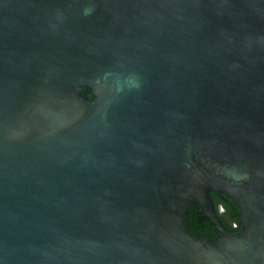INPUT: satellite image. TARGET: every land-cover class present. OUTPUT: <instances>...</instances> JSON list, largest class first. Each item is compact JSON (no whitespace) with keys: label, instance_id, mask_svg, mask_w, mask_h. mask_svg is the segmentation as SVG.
<instances>
[{"label":"water","instance_id":"water-1","mask_svg":"<svg viewBox=\"0 0 264 264\" xmlns=\"http://www.w3.org/2000/svg\"><path fill=\"white\" fill-rule=\"evenodd\" d=\"M0 264H264V0H0Z\"/></svg>","mask_w":264,"mask_h":264},{"label":"flooded vegetation","instance_id":"flooded-vegetation-1","mask_svg":"<svg viewBox=\"0 0 264 264\" xmlns=\"http://www.w3.org/2000/svg\"><path fill=\"white\" fill-rule=\"evenodd\" d=\"M212 195H213L215 204L217 206V209L219 211L220 217H221V215L223 216V219L222 218L221 219L224 220L223 221L224 224L227 226V228L230 231H232V232L238 231L241 228L242 224L240 222V209H239L238 204L234 200V198H232V199H233V201H235L236 206H234L232 199L226 196L227 193H225V192L218 193L216 191H212ZM236 208H237V210H236ZM232 212H234V215ZM197 216H198V214H197ZM198 221L200 223L199 229H201L204 225V221H209V220L202 219L198 216ZM210 224H211V222H210ZM211 225H213V224H211ZM214 228H215V226H214ZM194 236L197 237L198 239H204L205 240L208 237H211L212 239L216 240L215 230H214V235H212L211 232L204 231L202 236H199L198 233L195 234Z\"/></svg>","mask_w":264,"mask_h":264},{"label":"trees","instance_id":"trees-1","mask_svg":"<svg viewBox=\"0 0 264 264\" xmlns=\"http://www.w3.org/2000/svg\"><path fill=\"white\" fill-rule=\"evenodd\" d=\"M226 196L232 199V197H230L229 194H227ZM232 201H233V199H232ZM233 204H234V206H236L235 201H233ZM199 209H200L199 206L192 205V206H190V210H189V212L186 215V221H187V224H188V227H189L190 231L194 235L198 233L199 236H202L204 231L211 232L212 235H214L215 228H214L213 225L210 224L209 221H204L203 227L201 229H199V224L200 223L198 221V216H197V214L199 212ZM236 210H237V208H236ZM232 213L234 215V212H232ZM221 218L223 219L222 215H221Z\"/></svg>","mask_w":264,"mask_h":264}]
</instances>
